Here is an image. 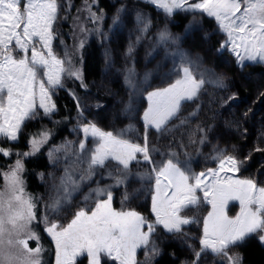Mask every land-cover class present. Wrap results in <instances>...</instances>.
<instances>
[{"label": "snow or ice", "instance_id": "obj_1", "mask_svg": "<svg viewBox=\"0 0 264 264\" xmlns=\"http://www.w3.org/2000/svg\"><path fill=\"white\" fill-rule=\"evenodd\" d=\"M143 2L162 10L166 18L179 12L192 13L194 21L197 13L201 14V19L204 16L214 19L217 30L227 37L220 46L221 50L234 54L241 70L248 63L264 64V0ZM87 11L94 25L104 19L103 13L97 14L91 6ZM123 11V8L117 9L114 24ZM59 12V0H0V142H18L25 123L38 119L41 112L44 117L51 118L57 110L53 94L65 87L66 79L79 80L80 86L87 88L80 69L54 52V26ZM136 22L140 29L139 43L147 36L151 22L139 12ZM191 28L192 24H189L186 31ZM96 32L103 36L99 28ZM157 39L162 43H175L177 38L172 37L165 27ZM132 51L133 45H129L127 55L130 56ZM193 63L191 60L182 61L180 78L167 87L147 93L149 103L142 117L143 145L125 138L124 131H104L94 122H88L81 128L84 139L79 141L78 152L71 142L49 150L51 163L56 164L61 158L66 161L64 175L60 177L59 184L54 185L56 195L45 205V215L41 220L55 243L56 264H77V259L84 255L87 256V264H102V258L115 264H137V250L140 248L145 250L146 256L149 253L159 255L156 241L152 238L158 226L166 233L187 236L183 226L197 221L181 213L201 203L211 205V211L203 220V235L199 239L201 249L196 252L197 258L208 251L213 255H226L230 247L239 246L257 234L264 244V186H258L252 178L236 177L243 161L234 155L225 156L223 150L217 149L213 157L218 161L217 168L196 174L186 161L176 159L175 153H170L166 162L161 164L152 160L151 153L155 149L148 146L149 130L155 129L160 134L171 131L170 122L178 117L182 101L196 99L205 83L223 87L219 78L206 81L204 74L199 79L194 78L190 70ZM179 72L180 69L177 70ZM133 75L134 70L129 69L125 76L129 88H135ZM70 95L77 101V110L82 117L79 97L75 92H70ZM130 107L126 106L125 111ZM185 123L186 120H180V125ZM200 131L207 130L201 128ZM51 135L49 131L34 134L29 140L28 150L15 153V162L2 172L5 185L0 190V264H41L43 248L39 246V235L32 228L37 220L36 201L26 191L24 160L36 155ZM88 138L95 144L91 149L86 146ZM206 139V135L202 136L199 142L202 144ZM61 152L63 157L58 155ZM0 154L4 157L13 155L11 147H0ZM137 154L146 164L153 166L150 172L138 174V178L141 181L155 179L151 196L154 221L134 210L117 211L112 206L113 188L125 187L122 203L134 195L128 193L127 182L132 178L131 162H140ZM101 169L106 170V178L114 183L103 187L98 183L84 196L86 202L94 201L95 207L77 211L67 226L50 221L49 213L55 215L62 211L80 191L82 183ZM229 172L233 175H227ZM198 190L203 193V200L198 196ZM230 201L239 203L240 210L235 217L226 212ZM29 240L37 241L38 247L29 248ZM228 259L230 264H241L242 258L229 256Z\"/></svg>", "mask_w": 264, "mask_h": 264}, {"label": "rangeland", "instance_id": "obj_2", "mask_svg": "<svg viewBox=\"0 0 264 264\" xmlns=\"http://www.w3.org/2000/svg\"><path fill=\"white\" fill-rule=\"evenodd\" d=\"M107 1L111 12L106 14L107 11L100 9L99 1L95 0H59L60 3V12L59 19L55 23L56 39L53 42V48L55 54L66 60H70L72 64L79 68L81 73L83 72V50L84 47L88 44L89 41L95 40L100 47H102L103 59L105 61V69L103 70V81L93 84L94 89H98L97 93L99 96H113L114 91L112 90V84L114 82L120 81V86L124 89V94L118 99L119 103L115 106V101L113 105L115 107H103L104 104L100 98L94 96L91 93L85 92L82 96L79 97V103L82 105L83 116H79L77 110V101L75 102V114H73L71 125L68 126L67 136L61 139L53 140L54 135V124H55V113L51 118L44 117L42 112L38 119L30 120L25 123L23 126L22 132L19 134L18 142L20 138L25 135V147L16 146L18 142H0V147L9 148L13 155L11 157H4L0 154V190L4 188L5 181L3 179L2 172H6L8 168L15 162L17 152L27 151L29 148V140L34 134H38L41 131H49L52 135L48 138V142L44 144L40 151L36 154L42 153L45 150L46 158L48 159V168L45 173H43V178L39 174L38 182L42 188L39 193H31L28 191L26 186V179L23 173V178L25 180L26 191L31 195L36 201V216L37 220L33 222L32 228L39 235V246L43 248V251L40 253L41 264H56V248L55 243L52 241L51 237L45 231V225L41 222L42 217L45 215V205L49 204L50 198L55 196L54 185H58L60 182V177L64 175L65 163L66 161L61 158L56 164L51 163L49 159V150L61 146L66 142H71L74 146L75 151H79V141L84 139V134L81 131V128L84 124L88 122H94L99 128L104 131H110L113 133L125 132V138L129 139L134 143L140 145L144 144V121L142 119L144 111L148 107L147 93L153 90L167 87L170 83L174 82L176 79L182 76V61L191 60L193 65L190 70L193 72L194 78L199 79L201 74H204V79L206 81L219 78L222 80L223 87H214L219 93V99L217 104L223 103L222 97H227L229 99L231 96L233 98H239L238 96L233 95L232 89L230 88L232 84L234 85V79L230 74V69H234V72L238 76L246 81H256V74L252 69L259 68L260 71H264V64H251L248 63L242 70L237 66L236 57L228 50H221L220 46L227 39L226 34L221 33L217 30V25L214 19L208 18L212 23V28L217 32L215 40L217 41V46L214 47V44L211 45V42L204 43L205 51H209L210 55H213L214 58L222 61V67L220 69L215 68L214 71L208 72L204 70L202 64L197 60L196 53L192 48L193 45H188L187 43L181 44L179 35L171 32V23H168L172 17L166 18L162 10H157L153 5L144 3L143 0H105ZM91 6L93 11H96L97 14L101 12L104 15V19L99 22V24L94 25L92 21L88 18L89 13L87 7ZM123 8L119 21L114 24L113 19L116 16L117 9ZM104 10V11H103ZM143 13L145 20L147 21L150 18L151 27L148 30L147 36L144 37L137 43V37L140 34L139 26L136 22V14ZM179 13V12H178ZM193 17L192 13H186ZM196 17L201 16V14H195ZM108 24L106 25V23ZM192 24V23H190ZM198 24V22H197ZM199 25V24H198ZM167 27L172 37L177 38L175 43L159 42L157 37L160 31L164 30ZM99 28L103 33V36L98 35L96 29ZM189 35L194 34L193 38L202 36L204 29L199 25L198 28L192 24V28L188 30ZM121 40L122 45L119 46L118 42ZM83 43V47H81ZM129 45H133V51L131 55H127V50ZM120 47V48H119ZM208 54V53H207ZM107 56V59H106ZM232 65H229L231 64ZM205 65V64H204ZM185 66H187L185 64ZM206 66V65H205ZM129 69L134 70V75L132 77L133 84L135 88H129L125 82V76L127 75ZM180 69L179 74L177 70ZM252 70V72H251ZM236 76V75H235ZM237 76V77H238ZM78 84L80 88V81L75 79H66L65 87L58 89L53 94V101L58 96L59 91L65 90L69 93L74 92L73 84ZM256 83V82H255ZM213 86L211 83H205L202 86V89L199 93L204 92L208 87ZM74 87V88H73ZM132 92H135V95H131ZM260 95V94H259ZM71 96V95H70ZM226 99V100H227ZM241 99V98H239ZM264 100V99H263ZM193 102L196 99L192 100ZM242 101V99H241ZM191 101H182L181 109L179 111L178 117L170 122V125L179 124L180 120H183L184 117L189 115L183 111L184 106H187L186 103ZM264 102V101H263ZM250 103V104H249ZM196 105V103H194ZM236 103L233 105L231 111L238 112L245 110V113H242L245 116L246 120L250 122L251 130L244 131L243 134L249 139L248 144L245 146L240 144H233L234 142L221 140L220 136L217 134L219 129L211 132V134H216L218 137L216 139L213 136L207 139V147L198 152L201 160L200 162L193 163L188 159L183 158L182 153L190 148L188 144L192 142L193 135H196L198 129H201L200 117L195 116V120L188 121L190 125H187L184 128H180L182 133L178 130L170 133V131L160 134L156 132L155 129H150L148 132V146L149 148H154L156 156L152 158L157 164L166 162L168 155L170 153L176 154V159L181 162H187L191 167L192 171L196 174L201 172H207L209 169L217 168L218 161L214 159L215 151L217 149L223 150L224 155H234L239 160L243 161V167L235 175L238 178H252L254 179L258 186H264V161H261L259 157L257 161H250L249 157L252 153L257 151H264V103L260 105L256 111H253V102L243 100L238 105ZM131 105L128 111H125V107ZM246 107V108H245ZM224 109V108H223ZM114 110V111H112ZM230 111V112H231ZM229 112V113H230ZM228 111H223L221 118L216 115V119H222L225 127H220V130L223 132L224 129L230 127L227 123L230 122L231 115ZM224 117L226 120H224ZM232 118V117H231ZM228 120V121H227ZM226 121V122H225ZM231 123V122H230ZM242 124V122H241ZM169 125V126H170ZM237 128L240 126L239 123H236ZM197 127V128H196ZM26 128H30L28 131ZM224 128V129H223ZM190 136H192L190 138ZM208 136V134H207ZM186 139H185V138ZM220 138V140H219ZM187 140V141H185ZM154 145V147H152ZM16 146V147H15ZM87 148L91 149L95 146L91 138H88L86 141ZM170 147V150L165 148ZM260 149V150H257ZM34 155V156H36ZM63 157L64 153L61 152L58 154ZM139 163L135 166V170H131L132 178L127 182V191L130 194H134L130 199L123 201L122 198L125 193V187L119 186L113 188L112 191L116 192V195L113 194L112 206L117 211L120 210H134L139 214L147 217L149 220L154 221L155 217L151 212L152 199L155 179L154 177L149 179H144L141 181L138 178V174L150 172L152 169L151 164H146L139 154H137ZM180 156V157H179ZM33 157V156H31ZM30 158V157H28ZM26 158L25 161L28 159ZM203 159V160H202ZM135 162V161H134ZM251 162V163H250ZM221 175H225L221 173ZM227 175H233L231 172ZM77 178L79 173L76 174ZM105 177V178H102ZM106 170L101 169L99 172L94 175L90 180L84 181L81 185V189L77 192L70 203L66 204L62 211L58 214L52 215L49 213L50 221H55L58 224L67 226L68 223L74 218L77 211L82 208L89 210L95 207V203L92 200L85 201L84 196L87 195L92 189L97 187V184L101 187L107 186L114 183L112 179L106 178ZM138 190V191H137ZM198 196L203 200V193L197 191ZM239 203L238 201H230L226 209L227 214L230 217H235L239 213ZM211 211V205L206 203H201L198 207H190L184 210L181 215L187 218H195L196 223L183 226L185 232L188 233L187 236L181 234H169L166 233L162 227L158 226L157 232L153 235V239L156 241L157 248L159 253L161 251L162 243L172 238L182 247L185 257L182 258L179 264H194L198 261V264H230L228 259L229 256H241V246L230 247L227 250L226 255H213L210 251L205 252L199 258L196 257V252H199L201 245L199 239L203 235V220ZM254 241L255 243L261 244L259 240V234L251 236L245 240L243 244L248 241ZM29 248L35 249L38 247L37 241L29 240ZM191 245V247H189ZM264 246V244H261ZM158 255L152 256L150 253L146 256L145 250L140 248L137 250V264H153L154 260ZM83 260L82 264H87V256L84 255L77 259V263ZM81 263V262H80ZM115 264L114 261H110L107 258H102V264ZM241 264H243L241 259Z\"/></svg>", "mask_w": 264, "mask_h": 264}, {"label": "trees", "instance_id": "obj_3", "mask_svg": "<svg viewBox=\"0 0 264 264\" xmlns=\"http://www.w3.org/2000/svg\"><path fill=\"white\" fill-rule=\"evenodd\" d=\"M80 0H76V2H79ZM100 9H104L106 14L111 12V8L109 7L107 1L105 0H98ZM103 10V11H104ZM201 16L197 17V19L194 21L193 17L191 18L190 15H186L185 13H177L175 16L171 18V20L168 23H171V32L179 35L178 41L181 40V44L187 43L188 45H193L194 52L196 53V61L198 60L201 64L204 70L211 72L214 71L215 68L220 69L222 67V61H219L218 59L214 58L213 55H210L209 51H205L204 43L211 42V45L214 44V47L217 46V41L215 40V36L217 35L215 29L212 28V23L208 18ZM204 29V33L202 36H199L198 39L195 37V35H189V32L186 31V27L192 23L198 28V24ZM108 22L106 23V25ZM119 46L122 45L121 40L118 42ZM210 44V43H209ZM120 48V47H119ZM102 47L97 44L95 40L89 41L88 44L84 47L82 56H83V66H82V75L84 79V83L87 84V88H80L78 84L75 83L73 86L76 88L74 89L75 94L80 97L83 93L88 92L93 94L94 96L100 98V100L103 102V107H115L116 104L118 105L119 100L123 94L124 89L122 86H120L119 82H114L111 87L114 91L113 96H102L98 95L97 93L99 90L95 87H93L94 83H99L103 81V70L105 69V61L103 59V52ZM208 53V54H207ZM206 66H205V65ZM229 65H232L229 64ZM234 67V66H233ZM230 69V74L232 75L234 79V85L230 87L232 89L233 95L238 96L239 98L243 100L252 101L253 102V111H256L257 108L260 107L261 104L264 102V71H260L259 68L252 69L254 73L256 74V81H246L242 78V76H238L234 69ZM251 70V72H252ZM236 75V76H235ZM238 76V77H237ZM256 82V83H255ZM73 87V88H74ZM213 86H209V89H206L204 92L199 93L196 101L186 103L187 106H184L183 111L186 114L189 115V118L191 120H195V116H199L200 119V126L201 128L206 129V132H201L199 128L198 132H196V135H193L192 142L188 144L190 146L189 149H187V152H183L182 156L185 159H188L189 161L193 163L200 162L201 160L200 155H198V152L202 149L207 147V139L210 137V139L215 136L214 139H216L218 136L216 134H211L212 131L216 133V131L219 129V132L217 131V134L220 136L221 140H223V143L225 141L228 142H234L233 144H240L242 146H245L246 143L248 144L249 139H247V136L244 131L251 130V125L249 120H246V115H249L247 113L245 116L242 115V113H245V110L239 114L238 112L231 111L233 109V105L236 103L242 102L239 98H233L231 96L229 99L227 97H222L223 103L217 104L219 99H215L216 97H219V91L217 89H214ZM260 94V95H259ZM227 99V100H226ZM115 101V106L113 105ZM196 103V105L194 104ZM237 104V105H238ZM250 104V103H249ZM56 105V114H55V124L53 127L54 135L53 140H58L61 138H64L67 136L68 126L71 125V120L73 117V114H75V102L72 96L69 95V93L65 90L59 91L58 96L55 100ZM224 108V109H223ZM246 108V107H245ZM234 110V109H233ZM114 111V110H112ZM223 111H228L231 115L230 122L228 128L224 129L223 132L220 130V127H225L224 124L220 123L223 122L222 119L219 120L216 119V115L221 118V115L223 114ZM188 116L184 117L183 120H186V123L183 125L175 124L170 125L171 131L170 133L174 132V126L176 127L175 130H178L182 133V130L180 128H184L187 125H190L188 121L190 119ZM224 120L226 118L224 117ZM58 122V123H57ZM226 122V121H225ZM242 122V124H241ZM236 123H239L240 126L237 128ZM28 131H30V128H26ZM208 134V136H207ZM207 137L204 143H200L199 140L202 136ZM213 135V136H212ZM192 136H190L191 138ZM185 138V137H184ZM219 138V140H220ZM186 139V138H185ZM187 141V140H185ZM25 135H23L20 138V141L17 143L16 146L25 147ZM15 146V147H16ZM154 147V145H152ZM155 148V147H154ZM150 148V149H154ZM166 150H170V147L165 148ZM46 151V150H45ZM44 151V152H45ZM42 151V153L30 157L25 161V171L24 176L26 179V186L29 192L33 193H39L42 188L38 182L39 174H43L47 171L48 168V159L46 158V155ZM156 153L152 151L151 157L155 158ZM180 157V156H179ZM261 159V161H264V151H257L255 154L252 153L249 157V160L257 161V158ZM203 160V159H202ZM250 162V163H251ZM136 161H132L130 164V169L133 171L135 170V166H137ZM114 195H116V192H113ZM241 256H242V262L243 264H264V246H262L259 243H255L254 241H248L245 244H242L241 246ZM185 257L184 251L182 247L172 238L165 240L161 245V251L157 258L154 260L153 264H179L180 260ZM81 262V263H80ZM83 260L79 261L77 264H82ZM107 264V263H103Z\"/></svg>", "mask_w": 264, "mask_h": 264}]
</instances>
